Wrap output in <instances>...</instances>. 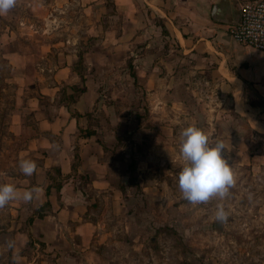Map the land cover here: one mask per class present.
Segmentation results:
<instances>
[{
	"label": "rangeland",
	"instance_id": "obj_1",
	"mask_svg": "<svg viewBox=\"0 0 264 264\" xmlns=\"http://www.w3.org/2000/svg\"><path fill=\"white\" fill-rule=\"evenodd\" d=\"M88 1L102 15L105 32L115 34L81 41L83 60L77 65L82 72L85 54L92 50L101 87L92 125L114 160L123 162L113 183L114 191L123 188L119 205L102 196L113 191L111 186L106 192L97 189L100 204L92 219L103 227L90 240L97 254L89 264H264V89L241 83L239 91L231 80L238 72L218 42L206 33L195 36L202 22H175L174 27L157 14V0H119L127 10H118L115 0ZM29 9L14 6L0 15V184H16L9 176L22 174L20 161L35 159L19 158L28 135L12 125L11 114L19 91L15 77L24 75L3 57L12 48L26 49L29 40L24 36L11 42L1 34L7 25L16 28L11 13L29 16ZM176 28L185 31L186 40L175 36ZM124 30L128 35L114 36ZM223 32L224 43L236 42L228 26ZM149 46L156 61L142 68L137 59ZM193 124L209 135L210 143L225 145L223 155L236 179L225 198L195 205L179 189L185 163L180 134ZM121 176H130L129 183H122ZM218 204L228 213L226 221L215 217ZM9 207L0 209V264H16ZM21 222L27 232V218ZM28 240L17 253L35 258L33 264H51L46 258L51 253L39 239ZM77 251V264H88L83 250Z\"/></svg>",
	"mask_w": 264,
	"mask_h": 264
},
{
	"label": "crops",
	"instance_id": "obj_2",
	"mask_svg": "<svg viewBox=\"0 0 264 264\" xmlns=\"http://www.w3.org/2000/svg\"><path fill=\"white\" fill-rule=\"evenodd\" d=\"M244 1L157 0V14L166 17L174 27L175 22H202V30H195V36L206 33L214 37L238 72L231 80L238 83L239 91L241 83H252L264 89V53L236 42L224 43L227 39L223 36V27L239 19ZM115 4L118 10L129 8L119 0H115ZM93 5L95 3L88 0H18L15 6L29 7L30 15L18 17L11 13V20H17L16 28L7 25L1 31L11 42L24 36L29 40L26 49L12 48L5 51L3 57L14 72L24 75L15 77L19 91L17 108L11 114L12 125L19 133L28 135L19 158L32 157L37 164L32 176L17 173L9 179L16 183L20 193L34 186L41 188L31 202L22 199L9 202L14 217L8 230H16L12 245L16 264L36 261L25 253H17L30 242V236L38 238L45 251L51 253L46 256L51 264H77V248L83 250L88 264L97 254L90 246L91 238L103 227L92 219V210L100 204L101 194L97 189L104 188L106 192L111 186L113 190L115 170L123 162L114 160L110 155L113 151L98 139L92 125L101 96V87L95 77L99 63L93 58L92 50L85 54L82 72L77 65L81 41L115 34L114 31L105 32L102 15L99 16ZM38 23H41L40 29L36 28ZM176 30L175 36L185 39V31ZM124 34L126 30L114 36ZM107 52L111 54L112 49ZM145 53L137 59L142 68L156 61L150 46ZM73 86L84 89L75 102L71 100V95H76ZM129 179L121 176V182L129 183ZM122 194L123 188L118 186L116 191L102 196H109L111 203L117 206ZM46 203L49 204L45 207ZM18 216L20 219L16 220ZM25 218L29 224L27 232L21 229V221Z\"/></svg>",
	"mask_w": 264,
	"mask_h": 264
},
{
	"label": "clouds",
	"instance_id": "obj_3",
	"mask_svg": "<svg viewBox=\"0 0 264 264\" xmlns=\"http://www.w3.org/2000/svg\"><path fill=\"white\" fill-rule=\"evenodd\" d=\"M17 0H0V15L6 14ZM180 153L184 166L179 174V189L183 198L192 204H203L213 197L223 199L236 183L233 167L223 155L225 145L222 142L210 143L209 135L196 125H190L180 134ZM25 176H32L37 164L30 159H23L19 164ZM41 188L34 186L23 193L11 183L0 184V209L10 201L22 199L31 202L38 196ZM228 213L222 204L217 205L215 217L223 222Z\"/></svg>",
	"mask_w": 264,
	"mask_h": 264
},
{
	"label": "built area",
	"instance_id": "obj_4",
	"mask_svg": "<svg viewBox=\"0 0 264 264\" xmlns=\"http://www.w3.org/2000/svg\"><path fill=\"white\" fill-rule=\"evenodd\" d=\"M233 39L264 53V0H246L240 6L239 19L228 25Z\"/></svg>",
	"mask_w": 264,
	"mask_h": 264
},
{
	"label": "trees",
	"instance_id": "obj_5",
	"mask_svg": "<svg viewBox=\"0 0 264 264\" xmlns=\"http://www.w3.org/2000/svg\"><path fill=\"white\" fill-rule=\"evenodd\" d=\"M83 60V54H79V62L80 61H82ZM73 89H74V91L76 92V95H71V100H73V102H75L76 101V99H77V97L79 96V94L81 93V92H83L84 91V89L83 88H79V87H72ZM49 203H46V205H45V207L48 205Z\"/></svg>",
	"mask_w": 264,
	"mask_h": 264
}]
</instances>
